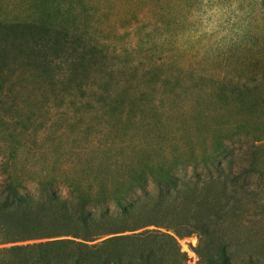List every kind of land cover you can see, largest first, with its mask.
I'll return each instance as SVG.
<instances>
[{
    "label": "rangeland",
    "instance_id": "rangeland-1",
    "mask_svg": "<svg viewBox=\"0 0 264 264\" xmlns=\"http://www.w3.org/2000/svg\"><path fill=\"white\" fill-rule=\"evenodd\" d=\"M233 1L0 0V84L13 86L0 104V145L40 152L35 166L96 159L117 177L219 140L234 150L264 143V120L238 127L250 116L227 79ZM257 220L231 227L242 250L264 244ZM197 243L180 240L189 264Z\"/></svg>",
    "mask_w": 264,
    "mask_h": 264
},
{
    "label": "trees",
    "instance_id": "trees-1",
    "mask_svg": "<svg viewBox=\"0 0 264 264\" xmlns=\"http://www.w3.org/2000/svg\"><path fill=\"white\" fill-rule=\"evenodd\" d=\"M235 1L226 75L250 116L238 127L249 132L264 120V0ZM12 89L0 84V104ZM223 141L117 177L96 159L35 166L29 157L40 152L1 144L0 264H189L180 240L192 236L197 264H264V244L242 250L231 234L252 218L264 225V143L234 150Z\"/></svg>",
    "mask_w": 264,
    "mask_h": 264
}]
</instances>
